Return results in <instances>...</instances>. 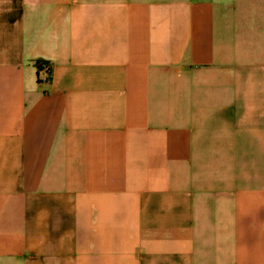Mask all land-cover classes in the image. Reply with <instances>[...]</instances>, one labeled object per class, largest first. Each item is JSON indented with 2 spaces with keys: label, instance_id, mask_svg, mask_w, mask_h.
<instances>
[{
  "label": "crops",
  "instance_id": "1",
  "mask_svg": "<svg viewBox=\"0 0 264 264\" xmlns=\"http://www.w3.org/2000/svg\"><path fill=\"white\" fill-rule=\"evenodd\" d=\"M0 264H264V0H0Z\"/></svg>",
  "mask_w": 264,
  "mask_h": 264
},
{
  "label": "built area",
  "instance_id": "2",
  "mask_svg": "<svg viewBox=\"0 0 264 264\" xmlns=\"http://www.w3.org/2000/svg\"><path fill=\"white\" fill-rule=\"evenodd\" d=\"M40 80H49L51 76V65L48 62L42 63V67L39 69Z\"/></svg>",
  "mask_w": 264,
  "mask_h": 264
},
{
  "label": "trees",
  "instance_id": "3",
  "mask_svg": "<svg viewBox=\"0 0 264 264\" xmlns=\"http://www.w3.org/2000/svg\"><path fill=\"white\" fill-rule=\"evenodd\" d=\"M46 61H37V69L39 71V69L42 67V63H44Z\"/></svg>",
  "mask_w": 264,
  "mask_h": 264
}]
</instances>
